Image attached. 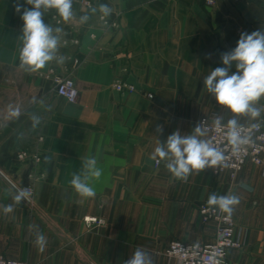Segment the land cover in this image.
I'll list each match as a JSON object with an SVG mask.
<instances>
[{
  "label": "crops",
  "instance_id": "obj_1",
  "mask_svg": "<svg viewBox=\"0 0 264 264\" xmlns=\"http://www.w3.org/2000/svg\"><path fill=\"white\" fill-rule=\"evenodd\" d=\"M92 2L108 5L111 17L120 12L119 26L105 31L99 10L74 11L59 35L80 43L59 44L63 63L30 71L20 65L23 21L16 0H0V170L35 189L33 207L15 204L16 190L0 172V253L28 264H124L139 247L153 264H180L165 253L170 242L216 239L217 223H204L199 209L215 193L240 198L229 215L244 246L230 249L224 264H264V165L249 160L234 180L217 179L213 169L177 180L165 161L150 159L158 139L164 142L176 130L190 133L203 116L212 121L219 114L224 123L232 117L203 80L222 66L220 54L236 47L241 32L264 30V0ZM54 11L44 20L56 28ZM85 14L90 19L80 23ZM74 56L80 95L71 102L56 93L53 74L69 72ZM118 80L138 89L120 91ZM22 151L30 157L20 158ZM34 154L41 160H32ZM90 156L102 175L91 181L95 195L82 197L70 180ZM7 205L13 211L5 214ZM86 215L106 222L87 224ZM30 225L46 237L42 247Z\"/></svg>",
  "mask_w": 264,
  "mask_h": 264
},
{
  "label": "clouds",
  "instance_id": "obj_2",
  "mask_svg": "<svg viewBox=\"0 0 264 264\" xmlns=\"http://www.w3.org/2000/svg\"><path fill=\"white\" fill-rule=\"evenodd\" d=\"M72 5L73 0H24L23 4L16 0L15 12L23 21L19 56L21 67L37 71L49 62H64V57L57 55L62 29L47 24L44 15L49 10H55L62 20L69 21L75 15ZM97 10L104 17L111 14V8L106 4L91 8L93 14ZM89 19L90 16L85 14L79 17V22L86 23ZM210 57L211 54H207V58ZM220 60L222 66L212 69L204 78L203 85L216 103L227 109L232 117L225 124L224 118L217 114L210 125L202 120L188 134H181L176 130L166 141L158 139L157 146L150 155V159L157 163L165 161L166 168L177 180H187L193 172L198 173L224 164L225 151L208 138L210 132H224L227 144L235 155L251 143V129L260 127V124L253 123L246 130L238 118L244 116L264 122V105L258 106L259 101L264 98V30L241 32L236 47L222 52ZM233 66L235 71H232ZM13 115L18 116L19 111ZM36 122L39 123L38 117ZM156 131L162 134V126H157ZM101 175L102 169L97 167V161L90 156L84 159L82 171L72 175L70 184L80 196L92 197L95 190L91 181L99 180ZM29 196L30 192L24 187L17 189L12 198L15 204H20ZM239 202V196L234 194L218 196L212 193L207 200L210 207L228 214L232 213L233 206ZM3 211L5 214L12 212L13 205L4 206ZM30 227L37 229L36 244L42 247L46 243V237L39 232L38 226ZM124 264H153V259L148 251L138 247Z\"/></svg>",
  "mask_w": 264,
  "mask_h": 264
},
{
  "label": "built area",
  "instance_id": "obj_3",
  "mask_svg": "<svg viewBox=\"0 0 264 264\" xmlns=\"http://www.w3.org/2000/svg\"><path fill=\"white\" fill-rule=\"evenodd\" d=\"M236 2L246 0H234ZM209 5H214L216 0H205ZM73 11L80 9H91L94 7L92 0H73ZM120 12L114 16L104 17L102 13L99 14V20L103 24L105 31L119 26ZM51 23L56 27H63L65 21L62 20L56 12L51 13ZM95 37V34H91ZM60 45L67 46L69 44L78 45L80 39L76 36H67L63 34L60 36ZM78 57L72 58V65L69 72L60 73L54 72L53 80L55 82L56 93L67 99L68 101L75 102L78 100L80 91L76 85L73 77V71L79 64ZM115 87L120 91H136L138 88L135 84L118 80L115 82ZM142 91L146 96L153 97L154 93L146 88H142ZM206 120L210 125L212 121L207 117L203 116L200 121ZM260 124L257 129H251V143L244 147L240 153L233 155L230 146L227 144L226 136L224 132L212 131L209 133V138L212 139L213 143L224 149L226 160L223 165L213 168L214 175L217 179L229 177L234 180L238 176L239 172L244 168L247 161H252L258 165H264V124L262 122H256ZM226 124V123H225ZM250 124H242L246 130L250 128ZM20 158H29V153L22 151L19 154ZM31 159L38 162L41 160L39 154L31 155ZM158 164V163H157ZM1 174L10 182L15 190L26 187L30 192V196L24 201L33 207L34 204V185L28 183L24 185L20 182L12 180L7 174L0 170ZM200 212L204 223L215 221L217 223V235L216 239L211 242L197 243V242H184L181 240H174L170 242L165 250V253L170 257H176L180 261V264H224L230 249L242 248L244 246L242 240L236 236V222L232 216L220 211L218 208L210 207L207 203L200 205ZM84 220L87 224H105L106 220L102 216L86 215ZM0 264H28L25 260H20L7 256L4 253H0Z\"/></svg>",
  "mask_w": 264,
  "mask_h": 264
},
{
  "label": "water",
  "instance_id": "obj_4",
  "mask_svg": "<svg viewBox=\"0 0 264 264\" xmlns=\"http://www.w3.org/2000/svg\"><path fill=\"white\" fill-rule=\"evenodd\" d=\"M28 184V182H24V185H27Z\"/></svg>",
  "mask_w": 264,
  "mask_h": 264
}]
</instances>
